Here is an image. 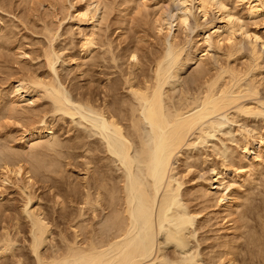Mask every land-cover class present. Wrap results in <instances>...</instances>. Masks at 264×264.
I'll return each mask as SVG.
<instances>
[{
    "label": "bare ground",
    "instance_id": "obj_1",
    "mask_svg": "<svg viewBox=\"0 0 264 264\" xmlns=\"http://www.w3.org/2000/svg\"><path fill=\"white\" fill-rule=\"evenodd\" d=\"M34 1H37V0H33V3H36ZM38 1L41 2L40 6H41V9H43L42 3L44 2V0H41V1L38 0ZM27 2H28V0H27ZM174 2L177 3V8H176L175 14L174 15L172 14L173 16L171 19L174 22H176L178 26H180L179 28H181L183 26L187 27L186 25L189 21V16L192 14V10L197 11L198 16L200 15V17H202V18L208 17L209 16L208 14L210 12L216 13L217 19L216 18L215 19H216L217 23H215L213 26V33L206 35L203 32V31H205V30H203L204 27H202L203 29L201 28L198 30L199 32H198L197 36L199 38H201L200 41L203 43V46L205 47L204 51L206 52V54L200 55V53L202 51L201 50L198 54L196 53L195 57L193 56V58H192L188 54L189 53L188 51H187L188 53H186V50L188 49V46H187L188 41L176 42L177 39H175L172 36L173 39L171 38V41L169 42L168 47H167L168 48V53H167L168 57L167 56L166 57L168 59L165 56L161 57L163 55H158V54L154 57L153 61L151 59V61H152V62L150 61L151 62L150 64H152V75L151 76L142 75L143 77L139 78L138 76L135 77L133 73H132L133 74L132 75L131 72L127 76H125L126 78L124 79L123 85L126 88V90L130 93L132 99L136 102V105L130 101V102H127L126 106H123L124 102H125L123 100V104H122L123 98L120 100L121 104L117 103L115 98L118 97V94H119L118 88L119 87H117L115 83H113V85L111 84L112 86H110V87H106V90H105L106 93H104V91H103V93H104L103 97L105 98V100H103V98H102V103L98 102V105L93 106L92 101H94V100L91 101L92 98H91L90 94L88 93L89 91H87L89 98L87 96V98H85V99H83V98L78 99L79 100L78 104H80V106H83V110L85 112L93 113L98 118L97 122H94L92 124V126L94 128H96L100 133L105 132V131H106V134L110 133L109 135H111V137L108 135L109 136L108 137L109 138L108 147L110 146V149L112 148L110 153L114 152V154L116 153L117 155L122 157L121 159H124V162H126V165H128V164L131 165L129 169H131L132 165L135 162L131 158L130 152H131L133 146L135 145V143L138 144V146H139V153H138L139 161H138V163H139L140 168L143 169V175L146 177L145 180L147 181L149 179L145 183L146 185L148 184L147 185L149 187L148 191L151 190L153 192V193L149 192V195H150L149 196L148 191H146L147 189L145 190V188H147V186L145 185V187H143L142 190H140V193L138 194L140 196V198H142L146 201V202L142 201V203L144 205L140 204L141 205V207H140L141 211L140 212H142L141 214L144 213L143 215H145V216L142 217V219L145 218L143 221L145 224L149 225L150 229H153V220L154 219L152 216V212H153L152 210L154 208V202H155L154 196H156L158 189L161 190L159 187H160V185L163 184V181H164L163 178L165 177L167 170L168 169H169V171L171 170L170 174H172L174 172V168H173V166H171V164H172L171 161H172L173 156L180 154V151L182 148H185L186 146L188 148L189 146H191L196 141L202 142V140L205 139V137L209 138V134L212 132L219 131L220 128L222 127L223 123L224 124L230 123V125H232L238 121V118H243L244 127L245 126L248 127V124L246 125V118L255 119L257 117H263L264 116V103H262L261 101H260L261 102L260 103L256 99L257 102H255V103L251 102L252 104H248V105H245L246 102L244 103V105L241 102V100H243V99L255 98L256 96H258V94L260 93L259 88L262 86V82H263L262 79H259L258 76L256 77V73H258L260 68H261V55H262L258 51L257 47L261 46L264 48V40H263L264 38L263 39L260 38V36L258 35L259 33L258 34L257 33H254V34L250 33L249 34L247 29H246L247 27H245L246 25H244V21H245V19L250 20V21H256L261 17L264 18V0H240V2L243 3L244 10H245V17L243 16L244 18L239 14L233 13L232 10L224 4L223 0H174ZM129 3H132V2H129ZM35 5H34V7H35ZM102 5L104 7L103 0H89V2L83 7V9L78 11L77 16L74 18V20L71 19V21H74L76 24V29H77L78 35L81 36V41H80L78 48H80L81 52L84 55H86V56H84L85 58H87L90 54H92L94 52V50H95L94 47L97 44L96 42L98 40V35L96 32V29L98 28V25H100L99 21L103 18L101 16V12H100V7H102ZM38 6H39V4H38ZM32 7H33V5H32ZM0 10H2V11L5 10L2 5H0ZM52 10H53L52 12H56L54 9H52ZM37 11L38 10L35 8V13ZM39 11H40V9H39ZM53 15H54V13H53ZM35 16L36 15H34V18H36ZM20 17H21L20 20H22V18H23L22 15ZM37 19H40V18L38 17ZM53 19H51V20L53 21ZM23 21H25V20L23 19L21 21V24H23L22 23ZM161 21L164 22L163 24H161V26H163L164 29L168 30L167 34H169V31H171L170 29L172 28V26L169 25L168 21L166 22L164 19ZM1 22H2V20H1ZM5 24L6 23H4L3 26ZM46 24L49 25V23H46ZM172 24H173V22H172ZM41 25H42V22H41ZM53 25H54V23H53ZM60 25L61 24L59 22V26ZM115 25H116V23H115ZM157 25H158L157 29H159L160 24H157ZM56 26H57V23H55L54 26L51 25L49 27L51 32L53 31V29H52L53 27L57 28ZM45 27H44V30H42L43 28L41 30L47 34L46 38L49 40V43H47V44L49 45V44H51V42L53 44L54 39L57 37L54 38V36H53L54 33L51 34L49 28H47L48 29L47 30V29H45ZM85 27L89 29V32L83 31V29ZM163 27H160L161 29L158 31L159 34H161V32H163V30H164V29H162ZM25 28H26L25 30L27 31L28 27H25ZM40 28H41V26H40ZM40 28H39V30H40ZM199 28H200V26H199ZM25 30H23V31H25ZM71 30H72V28H71ZM67 31L65 33H67ZM56 32H58V31H56ZM238 33L240 34V37H242L244 39L245 38L249 39L248 40L249 43L247 42V44H248V52H247L248 56L246 57L245 61L242 63H240L241 62L240 60H242L241 52L243 50V47H242V45H240L239 42L236 41V38H235L236 34H238ZM41 35H42V33H41ZM78 35H76V36H78ZM22 36H24V35H22ZM12 37H13L12 26H5L4 28H0V60L4 59V58H2V52L8 51L10 48L12 51V46L13 47L15 46V44L13 45L14 42L12 41ZM52 37L54 39H52ZM166 37H167V35H166ZM30 38H28V39H30ZM142 38H144V37H142ZM24 40H26V39H24ZM24 40H23V46H24V42H25ZM44 40H46L45 36H44ZM197 40L198 39H196V41ZM36 41H37V39H36ZM40 41L41 40H39L38 42H40ZM164 41H165V39H164ZM164 41H163V43H164ZM238 41H240V40H238ZM257 41L260 44L258 46L256 45ZM29 42L32 43V40L31 41L29 40ZM41 42H43V41H41ZM46 42H47V40H46ZM19 43H21V40H19ZM75 43H76V41H75ZM75 43L73 42V47H75L74 46ZM98 43L100 44V42H98ZM192 43H193V40H192ZM11 44H12V46H11ZM52 44L50 45V48H46V46H45L44 47L45 49H43V48L41 49V47L39 46L40 43H39V45L36 44L35 46L38 45L40 47V50H42L40 55L39 54L36 55L37 56L36 58L37 59L39 58L38 60H40V58L43 59L44 67L46 68L47 72L48 71L51 72L53 76L48 75V73H46L47 76L43 75V74H36V75L34 74V75L30 76L32 74V72L30 75L29 74L26 75V73L24 72L25 73V75H24V73L22 74L23 71L21 72V74L12 73L13 71L12 72L11 71L10 72L5 71L6 72L5 73L4 69H3L2 73L0 72L1 73L0 76L4 77L5 82L7 80L11 83L10 93H8V94L4 93V94H2L3 96L1 95V97H0V121L3 122L2 120L6 119L5 120L6 123H7V120H9L8 123H10V124L11 123L14 124V122H17V127H16V125L14 126L16 128H18V125L20 124L19 127L21 126L20 128H22L21 140H23V143H22L23 145H21V146L18 145L19 146L18 147V146H16L15 143L19 142L18 140L20 138H18V140L14 143L15 144V146H14L12 143V140L10 138H8V136L3 137V138L0 137V180L2 181L0 183L1 184L2 183L7 184V183H9V181H11V180L13 181L17 177L19 178V176H20L19 179L22 181L23 189L22 188L21 189L18 188V189H20L19 191L24 190V191H21L22 194H21V192H20V194H21V196L25 197L24 208H22L21 211H22V214L24 213V219L26 220L25 222H27V224H28V229L26 230V228H25L26 232L24 230V234H23L22 233L23 232L22 227L24 228L25 226H22L20 229L18 223L20 224L21 218H19V221H18V217L16 218L18 213L15 214V219L13 218L14 214L13 215L11 214L12 218L15 220L14 221L15 223L14 222L12 223L13 220L11 221V219H12L11 216H10V218H11L10 219L9 216L4 215V213H3V212L8 210L7 208H8L9 204L7 205V208H6L7 210L6 209H4L3 211L0 210V213H2L5 216V217H3L1 214L3 219L5 220L8 217V219L11 221V224H14L12 227L5 225V223H3L4 225L2 224L3 226L2 225L0 226L1 227V229H0V231H1L0 232V262H2L1 260H3V259L6 260L7 256H9L12 259L11 260L12 262L10 261L12 264H156L155 260L158 256V254L161 253L162 250L159 248L156 250L157 251L156 253L153 252L154 242H153V238L150 237L149 234H147L144 238L142 237L143 235L140 236L138 238L139 240H137V238L136 239L133 238V236H132L133 224H131V219L133 218V216H131V213H130V207H129V202H128L129 200L128 201L126 200L124 206H121L119 209H116L115 207L117 205H115L116 203H114L115 202L114 195H117V193L114 192V190H113V191L108 192L107 203H105L106 197H104V196L106 194H105V191H102L101 189L105 188L106 184L105 185L102 184L105 187L102 185H98L100 183V181L103 180V179L100 180V178H101L100 173H98V175H100V176L99 177L97 176L99 179H97L95 177V175H97V174H95L94 175L95 179H94L93 183H92V181L89 182L92 185L91 184L89 185L87 180L86 181L84 180L82 183V186L79 187L80 188L79 191H78V188L77 189L74 188L75 190H77V191H74V189L69 187L71 185H68L69 183H67L68 186L67 185L66 186H67V188L69 187L68 189H70L69 193H67L68 194L67 196H69V197L62 195V193H61V190H62L61 186H64V184H65L64 183L63 185H60L59 184L60 182L58 181L59 177L61 179L60 173H63V174L65 173V172H62L61 169L63 168V170H64V167H66V166L70 167V165H72V163L68 161L71 158H68L66 163L63 162L65 160V158L68 157L66 155V153L68 154L67 151L73 150V149H81V148H83V146H86V145L85 144L80 145L79 136H76V135L74 136L75 139L74 138L69 139V137L67 139H62L61 138L62 136L58 135L57 132H54V128H55L54 124H53L54 119L53 120L47 119L48 115L53 116V115L58 114V113L62 114V116H70V117H73L76 115V113L73 110H71L70 107H68L69 102H68L67 97L65 96L67 92L64 93L65 90H64V87H62L63 78L61 80L62 82H60L59 76H57L58 73L56 72L57 69H56V71L54 70V64H55L56 60H58L59 58H58V56H56V53H54V50H51ZM189 44H190V42H189ZM223 44L224 45L226 44V49H225L224 56H223L224 62H221V64L217 65L216 61H215L214 64H216L217 66L216 65H215L216 67L212 66L213 68L210 67L211 68L210 69L207 67V62L205 64L206 67L204 66L205 62L203 63V61H204L203 60L202 61L203 68L200 69L201 67H199L198 68L199 70H196V73H194L195 75H192L193 78L195 77L193 80V81H195L194 82L195 83L194 88H190V87L184 88V87L180 86L175 91H173V87L170 90L173 82L179 83L177 81V76H178V74H180L181 70L184 69L183 63H185V64L189 63L190 61H193L195 58H199V59L203 58V56L208 55L207 52L211 49L221 50L220 47ZM9 45H10V48H9ZM105 45H107V44H105ZM111 45H112V43H111ZM109 46H110V43H109L108 48H107L108 50H109ZM186 46H187V49H186ZM31 47H33V46H31ZM102 47H103V45H102ZM102 47H100V48H102ZM17 48H18V46L15 47V49H17ZM24 48H26V47H24ZM55 49H58V48L55 47ZM63 49H64V47H63ZM19 50L20 49L18 48L17 53H19ZM26 50H27V48H26ZM40 50L38 49L39 52H40ZM70 50H72V49H70ZM75 50H77V49H75ZM13 51H14V49H13ZM25 51H20V53H19L20 56L18 54L17 55L20 58L26 57L28 54H26ZM38 51H37V53H38ZM195 51H192V54ZM159 52H160V50H159ZM14 53H15V51H14ZM31 53H33V52L31 51ZM34 53H35V51H34ZM219 53H220V51H219ZM33 54H32V56H33ZM14 56H15V54H14ZM97 56L99 57L98 54H97ZM126 57H127V55H126ZM128 57L130 59L132 58V60L133 59L136 60L137 61L136 64H138V58H137L136 52L130 53ZM36 58H35V60H33V62L38 61V60H36ZM75 58H73V59H75ZM68 59H67V61H68ZM89 59H90V57H89ZM182 59L183 60L185 59V62H183ZM16 60H19V58ZM83 61H84V59H83ZM238 61L240 64H237ZM28 62H26V63H28ZM77 62L79 63V61H77ZM126 62H127V60H126ZM92 63H94V62H92ZM197 63H198V61H197ZM128 64H130V63H128ZM136 64H133V65H134L135 70L137 71V69H136L137 65ZM80 65L78 66L79 69H80ZM262 65H263V63H262ZM39 66H40V64H39ZM31 67H32V65H31ZM31 67L29 69H31ZM93 67H91V69ZM25 68H27V67H25ZM25 68H24V71H25ZM128 68L131 69L130 66ZM134 68H133V70H134ZM29 69H28V71H29ZM0 70H1V68H0ZM3 72H4V74H3ZM26 72H27V70H26ZM36 72H40V71H36ZM87 72H88V70H87ZM93 72L90 71V73H92V75H93ZM260 75H261V73H260ZM80 77L81 76H79V79H80ZM90 77H89V80H90ZM263 78H264V76H263ZM87 79L88 78H86L85 80H87ZM4 80L1 82V78H0L1 84H3ZM67 80H68V77H67ZM80 80H82V79H80ZM172 80H174V81H172ZM107 82H108V86L110 83H112L109 79L107 80ZM10 83L8 84V86L10 85ZM78 86H80V85H78ZM70 89H72L71 86H70ZM70 89L68 90L69 92L72 91ZM77 89L76 88L73 89L74 90L73 92H76L75 90H77ZM80 89H82V88H80ZM86 89H88V88H86ZM0 90H1V88H0ZM26 92L28 94H29V92H32V94H33V92H37L36 95H38V97L33 98L32 96H30L31 94L30 95H23ZM87 93H85L84 95H86ZM79 94H81V93H79ZM105 94H106V97H105ZM11 95L13 96V98L10 97ZM84 95L82 93V95H79V96L81 97ZM41 98H43L47 101V103L44 104L45 106L37 104ZM251 101H253V99ZM240 102H241V104H240ZM248 102L250 103V101H248ZM94 103L97 104L96 102H94ZM35 104H37V105L35 106ZM50 116H49V118H50ZM10 120L11 121L13 120V122H11ZM60 120H62V119H60ZM62 122H63V120H62ZM255 124H256V122H255ZM255 124H254V126H255ZM8 125L6 124V127ZM252 125H253V122H252ZM145 126H148L150 128V131L152 134V136H151L152 139H150L148 136V138L150 140H146V141L144 139H146L147 136L144 138L143 132H142V129ZM258 126L259 125H257L256 128L258 131H260V129H258ZM0 127L2 129L3 125L0 124ZM14 127H12V129ZM58 127L60 128V127H62V125H59ZM260 128L262 129V127H260ZM5 129H7V128H5ZM237 129H239V128H237ZM237 131L243 137V142H242V140H241V142H237L236 145L234 144L235 146L233 148H232L233 145L231 146V144H229V146H230L229 150L230 149L232 150L236 146H238L237 149L239 150L241 148L244 151L245 156H249L248 155L249 150H252L253 152H255L256 155H254V157H252V158L249 157L247 160V163L244 164L243 166L241 165L242 169L243 168L245 169V173L243 172V174L240 175L241 180L243 179V183L241 185H239L237 183L239 186L236 185L235 187L230 189L227 194L225 193L223 195V194H221L223 191L221 193L219 192V194H221V195L218 194L219 196L215 200L216 205H215V203H214V205L218 209L217 214H219V215L222 214L226 220H227V218L229 219V220H227V222L234 225V227L232 226L234 232H236L238 229L240 230V228L242 229L243 227L248 228L247 229L248 234H245V232L247 233V230L244 229L245 230L244 234L246 236L248 235L247 239H246L247 240V246H250V247L253 246L254 248H257V255L254 256V252H252L251 250H248L249 254H250V256H248V260H245V258H244L245 261H242L241 263L243 264L247 261L254 262V260H256L259 262L258 264H264V222H261V220H260L263 218V215L260 213L264 212V208L255 206L256 203H253V202L256 201V198H255L256 193L253 196L252 193L249 192V190L245 189L246 184H247V180L245 178L247 175L250 176V178L253 179V181H257L261 177L264 176V132H263L264 130H262L261 132L243 131V130H237ZM4 132H5V130H4ZM65 134L66 133H64V135ZM62 135H63V133H62ZM220 135H222V134H220ZM226 135H228V134H226ZM11 136H12V134H11ZM13 136L15 137V134ZM239 136H238V139H239ZM226 137L224 136V138H226ZM72 139H74V140L71 141ZM13 140H14V138H13ZM64 140H67V141L70 140V141H68L69 144L67 143V145H65L66 142ZM147 141H150V144H147L146 143ZM151 141H152V143H151ZM235 142L236 141H234V143ZM228 143L229 142H227L226 144L228 145ZM230 143H232V142L230 141ZM223 145H224V143H223ZM80 146H82V147L80 148ZM86 149L87 148L84 147L83 152H86V153L90 152ZM237 149H234V151H236V153H237ZM236 153H234V152L232 153V151H231V158L229 160H226V157L222 156V157H224V163H222L220 160L221 163L219 162L220 164L217 167H215V169L213 168L215 171H213L214 173L212 174L213 176L211 179H214V184L211 183V185H209L210 184L209 183L208 186H206V187L201 186V188L199 189V196L197 198L200 199L201 202L203 203L202 206L204 205L203 206L204 211H206V208L208 210H210V207H212L211 193L212 192L215 193L212 189L213 185L214 186L216 185V188L219 189L220 187H223L224 182H228V184H229V182L231 181L229 178V175H232L233 178H235L236 177L235 172L239 168H241V167L238 168V166H239L238 162L239 161L236 160V157H237V156L235 157ZM63 156H67V157L64 158ZM79 156L80 155H78L77 157H79ZM61 157H63L62 158L63 161H60ZM244 158H247V157H244ZM205 159L206 158H204V160ZM176 160H177V158H176ZM225 161H229L227 166L225 164ZM245 161H246V159H245ZM61 162H63V164L65 163V165H63L64 167L61 165ZM91 163H93L92 160H91ZM91 163L89 161L85 164L86 165L85 167H87V170L91 166ZM129 165H128V167H129ZM67 167H66V169H67ZM238 171H240V170H238ZM93 174H92V177H93ZM144 176H143V178H145ZM251 176L252 177L256 176V177L252 178ZM18 178H17V180H18ZM64 178L65 177H63L62 179H64ZM62 179H61V182H62ZM168 180H169V178H168ZM67 182H69V181H67ZM175 182H176L177 187L182 185V183L178 182L177 179H175ZM255 183L258 184L259 182H255ZM3 185L4 184H2V186ZM133 186H135V187H133ZM136 186H137V190L141 189L140 184L138 185V183H135L134 185H132L133 189L136 188ZM18 187H20V186H18ZM35 187H37V188H35ZM138 187H139V189H138ZM224 187H225V184H224ZM258 187H259V185H258ZM258 187H257V189H258ZM0 188H1V190H3L2 187H0ZM14 188H17V187H14ZM18 189H16V190H18ZM32 190H33V192H31ZM45 190L51 191V193H52V195H50L51 201H49L50 204L51 203L53 204L52 209H53V207L54 208L56 207V208H58V210H60L59 211L60 213L58 212V210H57L58 213L55 210H51L52 214L50 213L51 214L50 215L47 213L48 210L45 213L44 212L45 208H43V206L38 205V203L43 202V200L41 198L42 195L40 196L36 192L45 191ZM223 190H225V192H226L227 188H223ZM25 191L28 192V193H26V195L24 194ZM62 191L64 192V190H62ZM219 191H221V190H219ZM3 192H4V190H3ZM138 192H135V193H138ZM246 192H249V193H247L249 195L243 196V193H246ZM44 193L46 194V192H44ZM151 193L153 194L152 196H151ZM217 193H215V194H217ZM48 195H49V193H48ZM75 195H77L78 198H76ZM165 195H167V194H165ZM212 195H214V194H212ZM257 195L258 196L261 195V197H262V196H264V192H259V194H257ZM42 197H44V196H42ZM46 197H47V195H46ZM171 197H173L175 199V197L172 196V194H171V196L168 194L166 197H164L165 199L163 198V200H165L162 202V205H165V206H163L164 208H161V205H159V207L161 208V209L159 208V210H161V211H158V212H160V214L156 220L157 223L159 222L158 223L159 227L156 224L158 229L160 228L161 225H163L162 223L164 221H167V216L165 214L171 209L169 207L172 204L174 206H176L174 200H172ZM241 198H244V202H247L246 206L241 205V203H239V200H241ZM5 199H7V198H5ZM21 199H24V198H21ZM142 199H139V200H142ZM2 200L3 199H2L1 191H0V202H2ZM7 200L6 201L4 200V201L10 202V200H8V201ZM161 201H160V203H161ZM32 202H36L37 205L35 206V208L33 207V209L27 210V206L29 204H31ZM12 203H14V202H12ZM102 203L103 204L105 203L104 204L105 206ZM3 204H4V202H3ZM39 204H41V203H39ZM44 204H45V201H44ZM67 204H74L75 206L77 204L78 210H77L76 214L70 213V215H67L66 214L67 210H65V212H66V213L64 212L65 214L62 212V209L64 207H66ZM145 204L148 205V208L149 207L150 208L148 209L147 207H145ZM253 204H254V206H253ZM0 205L2 206L1 203H0ZM263 205H264V203H263ZM4 206H6V205L4 204L1 208L3 209ZM142 206H144L143 208L144 209L146 208V209L142 210ZM152 206H153V208H152ZM97 207L101 208L102 210H106V208L107 209L109 208L112 210L114 208L116 209L114 211L115 213H113L112 218H111L112 226L114 228V233L112 234V236H110L106 239L104 237V239H102V240L100 239L102 237L99 238L100 240H98V237L97 238L95 237V240H94L93 239L94 234H93V237L91 234H90V236L86 237L83 233V231L86 230L85 226H84V224H83V226L80 224L81 223L80 221L85 217L87 219H89V221L90 220L92 221V220H95L96 218H98ZM241 207H242V209L240 211H238V209ZM67 208L68 207H66V209ZM168 208H169V210H168ZM162 209H164V210H162ZM149 211H151V212L149 213ZM204 211H202V212H204ZM8 212H10V211H8ZM199 212H201V211H199ZM10 213H12V212H10ZM195 213L196 212H193V210L190 212V214H192V215L193 214L195 215ZM54 214H56L55 217H53ZM68 214H69V212H68ZM163 214L165 216H163ZM198 214H200V213H198ZM7 215H8V213H7ZM19 215H20V213H19ZM157 215H158V213H157ZM1 216H0V218H1ZM219 217H222V216H219ZM223 217H222V219H223ZM255 217H256V219L258 217L259 221H256ZM174 218H173V223L175 222V225H176L175 229L177 230V232L175 230L173 232L174 234L172 232H171L172 234L170 233L171 235L168 232L167 238L165 237L167 240H164V242H162L161 244H165L169 247L170 241L173 240L174 242L172 241V243H173V245H176L175 246L176 249H180L182 251V250L186 249V247L189 244L190 235H191L192 231L190 229H188V227L191 224H190V221L184 216L174 217ZM3 219L0 220V222H4ZM250 219L255 220L254 222L256 224H254L252 226L249 225V227H247L246 224H247L248 220H250ZM6 220H5V222L8 223V221H6ZM57 220H59V221L60 220H65V221L68 220L70 225L72 222L74 223L76 220H79L76 222L77 223L80 222V223H78L76 225L73 224L74 226H72V228H71V230L73 229L72 230L73 231V233H72L73 237L72 238L70 237L71 239L68 236H66V237H68V238H66L63 235L62 236L60 235L59 240L56 241L57 238L54 235L52 228L54 225L53 222H58ZM82 222H84V220H82ZM168 222L170 223V221H168ZM225 223H226V221H225ZM134 224H135V222H134ZM173 227H174V224H173ZM226 229L229 231L228 228H226ZM231 230H230V232H231ZM242 230H241V232H242ZM13 231H14V233H13ZM234 232H233V234H234ZM26 233H27L28 237L25 236ZM166 233H167V231H166ZM224 233H226V232H224ZM224 233L222 235H224ZM240 233H238V234H240ZM12 234H14V235H12ZM87 234L88 233H86V235ZM238 234L235 233L234 235H231V237L228 236L229 237L228 239L226 238L227 235L225 237L223 236V238H226L227 240H225L224 242L220 241L221 246L219 245V247L217 245L218 243L217 244L213 243L211 246L216 245V248L218 247V248H222V249H221V252H220V250H218L220 252L219 253L220 256H219L218 252L216 254H214L215 252L210 253V256H211V254L212 255L214 254L213 256L218 255L219 259H215V257H213V256H212L213 258H211L209 256L210 259L215 260L214 262H217V264L218 263L220 264V261L222 263V259L225 260L224 264H237V262H239L237 259L238 252L235 251V249L236 250L238 249V245L234 244V242H236L234 240L239 239ZM21 236H23V237H21ZM156 236H158V235H156ZM19 237L22 238V242H21V239H19ZM240 237H241V235H240ZM243 238L244 237H242L241 240ZM18 239L20 240V243H23V245L21 244L23 247H24V245H26V248L24 247L26 249V252H24L25 249L24 250L18 249V248H20L17 246V243H19ZM244 240L245 239H243L242 241H244ZM238 243H239V241L237 242V244ZM164 248H166V247H164ZM209 249H211V247ZM213 250L215 251V249H213ZM209 252H212V251H208L207 253H209ZM209 257H207V254H206V258H209ZM222 257H224V258H222ZM29 259L30 260L32 259L31 263H30ZM208 261H209V259H208ZM191 262H194V260L193 259L192 260H190V259L189 260H183V261L179 262V264H188ZM210 263L212 264V261Z\"/></svg>",
    "mask_w": 264,
    "mask_h": 264
},
{
    "label": "rangeland",
    "instance_id": "obj_2",
    "mask_svg": "<svg viewBox=\"0 0 264 264\" xmlns=\"http://www.w3.org/2000/svg\"><path fill=\"white\" fill-rule=\"evenodd\" d=\"M34 2H36V3H33V0H28V2H27V0H21V1L20 0H0V5H2L5 9L3 11L0 10V19L2 20V22L0 20V23H1L0 28H4L5 26H12V28H13L12 41L14 42L13 45L15 44L14 47L11 44L12 51H11V48L9 45L10 49L8 51L2 52V58H4V59L0 60V68H1L0 72L2 73V71L4 69V72L5 71H7V72L13 71L12 73H18V74H21V72L23 71L22 74L25 72L26 75L27 74L30 75L32 72V74L30 76H32L34 74L35 75L36 74L46 75V73H48V75L53 76L52 73L49 71L47 72L46 68L44 67L43 59L40 58V60H38L39 58L37 59L36 55L41 54L42 50H40V47H41V49L42 48L45 49L44 48L45 46H46V48H50V45L52 44V42L49 45L47 44V43H49V40L46 38L47 34L42 30H44L45 26H46L45 29H47L51 25L54 26L55 23H57V26H56L57 28L51 27L53 29L52 32L49 28L51 34L54 33L53 34L54 38L57 37L55 39L52 37V39H54V41L52 40L53 44L51 47V50H54V53H56V56H58V58H59L58 60H56V62L54 64V70L56 71V69H57V71H56L58 73L57 76H59L60 82L63 81L62 82L63 84L62 83L61 84H62V87H64V90H65V91L63 90L64 93L67 92L65 96L67 97L68 102H69L68 107H70L71 110H73L76 113V115L73 117H70V116H62V114L58 113V114H55L53 116L48 115L47 119H52V120L54 119L53 120V124L55 127L54 132H57L58 135L62 136L61 137L62 139H67L68 137H69V139H71V138L75 139L74 136L76 135V136H79L80 145H82V144L86 145V146H83V148H81L82 146H80L81 149H73V150L67 151L68 154L66 153V155L68 157L63 156L64 158L67 157V158H65L64 161L62 159L63 157H61V159H60V161H63L65 163L67 162L68 158L72 159V160L71 159L68 160L69 162L72 163V165H70V167L66 166L67 169H66V167L63 166V165H65V163L63 164V162H61V165L64 167V170L66 169L64 171L63 168L61 167L62 172L66 173V174L64 173L65 175L63 173H60L61 179L63 177H65L64 179H62L63 183L61 182L60 177L58 180L60 182V183L58 182L60 185H63L65 183L64 186H61L62 190H64V192L61 190L62 195H64V196L68 195L67 193H69V190H70V189H68L69 187H71L72 189L78 188V191H79V189H80L79 187L82 186V183L84 180L85 181L87 180L88 184L90 185L91 183H89V182L92 181V183H93V181L95 179L94 178L95 174H97V175H95V177L97 179H99L98 177L101 175L100 180L101 179H103V180H101L100 183L98 182L99 184L98 183L97 184L98 185H102V184L105 185L106 184V187L104 185H102L106 189L105 188H103L104 190L101 189L102 191H105V194H106L105 195L102 192L105 195L104 197H106L105 203H107L108 192L113 191V190H114V192L117 193V195H114V200H115L114 203H116L115 205H117L115 207L116 209H119L121 206H124L126 200L127 201L129 200L128 202H129V207H130V213H131V216H133V218L131 219V224H133V233H132L133 238L134 239L137 238V240H139L138 238L140 236L143 235L142 237L144 238L147 234H149L150 237L153 238V242H154L153 252L156 253L157 252L156 250L159 248L162 250L161 253L158 254V256L155 260L156 264H162V263L163 264H179V262H181L183 260H189V259L190 260L193 259L194 262H191L188 264H211L210 263L211 261H212V264H214V263L217 264V262H214L215 260L210 259V257L211 258L215 257V259H219L218 258L220 256L219 253L221 252L222 248H218V247H219V245L221 246V242H224L229 237H231V235H234L235 233H237V234L240 233L242 229H243L242 230L243 233L242 232L241 233L243 235L241 233L238 234L239 239L234 240L236 242L233 241L234 244L238 245V249L237 250L235 249V251L238 252L237 259L239 262H237V264H242L241 263L242 261L248 260V256H250L248 250H251L252 252H254V256H256L257 255V248H254L253 246H251V247L247 246V240L246 239H247L248 235L246 236L245 234H248V230H247L248 228L243 227L242 229L240 228V230L238 229L236 232H234L233 231L234 225L227 222V220H229V219L227 218V220H226L222 214L221 215L217 214L218 209L215 206L216 205L215 200L218 198L219 195H221V194L224 195L225 193L227 194L230 189H232L236 185L239 186L243 183V179L241 180L240 175L243 174V172L245 173V169L244 168L242 169V166L247 163V160L249 157L252 158V157H254V155H256L255 152H253L252 150H249V154H248L249 156H245L244 151L240 147H239L240 148L239 150L237 149L238 146H236L234 148V149H237V153H236V151H234V149L229 150V148H230L229 144H231V146L233 145L232 146V148H233L237 142H241V140L243 142V137L239 134V132L237 130L257 132L258 130L256 127H257V125H259L258 129H260V131H258V132H261L262 130H264V116L263 117H257L258 119L257 118H255V119L246 118V125L248 124V127H246V126L244 127L243 118H238V121L232 125H230V123H227V122H226L227 124L223 123L224 126L222 125V127L220 128L219 131L210 133L209 138L205 137V139H203L202 142L196 141L191 146H189L188 148H187V146L186 147L184 146L185 148L181 149L180 154L173 156L172 161H171L172 162L171 166H173L174 172L172 171L173 173L170 174L171 170L170 171H169V169L167 170L166 175L163 178L164 179L163 184L161 183L162 185H160V187H159L161 190L158 189L156 196H154L155 197L154 208L152 206V208H153L152 216L154 219L153 220V229H150L149 225L145 224L143 221L145 218L142 219V217L145 216V215H143L144 213L141 214L142 212H140L141 211L140 210V207H141L140 204L144 205L142 203V201L144 202L145 200L140 198V196L138 194L140 193V190H142V188L145 187V185H146L145 183L149 179L147 181L145 180L146 177L143 175V169L140 168L139 163H138V161H139V158H138L139 146H138V144L135 143V145L133 146V148L130 152V156L135 162L132 165L131 169H129L131 165L128 164L129 165V167H128V165H126V162H124V159H121L122 157H120L116 153L114 154V152L110 153L111 149H112V148L110 149V146L108 147V145H109V142H108L109 138L108 137L109 136L111 137V135H109L110 133L106 134V131L100 133L96 128H94L92 126V124L94 122H97V120H98L96 115L93 113L85 112L83 110V106H80V104H78L79 103L78 99L87 98L88 93L90 94V96L92 98V99L90 98L91 101L94 100V101H92L93 106L98 105V102L102 103V98H103V100H105V98L103 96H104V93H106V91H105L106 87H110L113 85V83H115L116 86L119 87L118 88V93H119L118 97L115 98L117 103L121 104L120 100L123 98L122 104H123V100L125 101L123 106H126L127 102H130V101L136 105V102L132 99L130 93L126 90V88L123 85L124 79L126 78L125 76H127L130 72H131V74L133 73L135 77L138 76L139 78L143 77L142 75L151 76L152 75V64H150V63L153 61L154 57L157 54L163 55L161 57H164V56L168 57V54H167L168 48L167 47H168L169 42L171 41V38L173 39V37L175 39H177L176 42L188 41V44L190 42L189 45L187 44L188 49L186 46V49H187L186 53L189 52L188 54L192 58H193V56L195 57L196 53L198 54L201 50L202 51H201L200 55H205L206 54V52L204 51L205 47L203 46V43L200 41L201 38H199L197 36L198 32H199L198 30L201 29L202 27H204V29L203 28L202 29L205 30L203 32L206 35L213 33V26L215 23H217L216 13L210 12L208 14L209 15L208 17L202 18V17H200V15L198 16L197 11L192 10V14L189 16V21L186 25L187 27L183 26V27L179 28L180 26H178L177 23L171 19L172 16L175 14L176 8H177V3L174 2V0H103L104 7H103V5H102V7H100L101 16L103 18L99 21L100 25H98V28L96 29V32L98 35V40L96 42L97 44L94 47V49H95L94 52L92 54H90L87 58H85L84 56H86V55H84L81 52L80 48H78L80 41H81V36L78 35L77 29H76V24L74 21H71V19L74 20V18L77 16L78 11L83 9V7L89 2V0H44V2L42 3L43 9H41V6H40L41 2H39L38 0L34 1ZM129 2H132V3H129ZM223 2L228 8H230L232 10L233 13H236V14L241 15L242 17L243 16L245 17L244 6H243V3L240 2V0H223ZM30 3L33 5V7ZM38 4H39V6H38ZM34 5H35V7H34ZM35 8L38 10L36 13H35ZM39 9H40V11H39ZM52 9H54L56 12H52L53 11ZM53 13H54V15H53ZM21 15L23 17L22 20L23 19L25 20L22 22L23 24H21L22 20H20ZM34 15H36L35 16L36 18H34ZM37 16L40 19H37L38 18ZM51 19H53V21ZM163 19L166 22L168 21L169 25L172 26V28L170 29L171 31H169V34H167L168 30L164 29V27L161 26V24L164 23L161 21ZM51 21L54 23V25ZM41 22H42V25L44 24L43 25L44 27L41 25ZM59 22L61 24L60 26H59ZM172 22H173V24H172ZM4 23H6V24L3 26ZM46 23H49V25ZM115 23H116V25H115ZM156 23L160 24L159 26L163 27L162 29H164L163 32H161V34L158 33V31L161 28L159 27V29H157L158 25ZM198 25L200 26V28ZM244 25H246L245 27H247L246 29H247L249 34L250 33L251 34H254V33L258 34L259 33L258 35L260 36V38H262V39L264 38V18L263 17L259 18L256 21H250V20L245 19ZM37 26L39 28L41 26L40 30ZM25 27H28L27 31L25 30L26 29ZM71 28H72V30H71ZM54 29L58 32H56ZM84 29H83L84 32L85 31L89 32L88 28L85 27ZM23 30H25V31H23ZM66 31H67V33H65ZM41 33H42V35H41ZM22 35H24V36H22ZM43 35L45 36V39L47 40V42H46V40H44ZM76 35H78V36H76ZM166 35H167V37H166ZM142 37H144V38H142ZM28 38H30V39H28ZM163 38L165 39V41ZM235 38H236V41L239 42L240 45H242V47H243V50L241 52L242 60H240L241 61L240 63H242L245 61L246 57L248 56V53H247L248 52V44H247V42L249 43V41H248L249 39L248 38L244 39V38L240 37L239 33L236 34ZM22 39L23 40L26 39V40H24L25 41L24 46H23V40ZM36 39H37V41H36ZM196 39H198V40L196 41ZM19 40H21V43H19ZM29 40L30 41L32 40V43L29 42ZM39 40L43 41L46 45L41 41L38 42ZM74 40L76 41V43ZM192 40H193V43H192ZM238 40H240V41H238ZM163 41L165 44L163 43ZM73 42L75 43L74 44L75 47H73ZM98 42H100V44ZM39 43H40V45H39ZM109 43H110V46H109V50H108L107 48H108ZM111 43H112V45H111ZM36 44H38L40 47L38 45L35 46ZM105 44H107V45H105ZM102 45H103V47H102ZM256 45L257 46L260 45L258 41L256 42ZM17 46L20 49L19 53H20V51H25L27 48V50L25 52L28 55L26 57L20 58L19 53H17L18 48L15 49V47H17ZM31 46H33V47H31ZM24 47H26V48H24ZM55 47L58 49H55ZM63 47L65 50L63 49ZM100 47H102V48H100ZM13 49H14L15 53H14ZM38 49L40 50V52L38 51ZM70 49H72V50H70ZM75 49H77V50H75ZM220 49L221 50L211 49L207 52L208 55L203 56V58H200V59L195 58L193 61H190L191 63L189 62V63L185 64V63H183V62H185V59L184 60L182 59L183 60L182 63L184 64V66H183L184 69H182L180 74H178V76H177V81L179 83L173 82L170 90L173 87V91H175L180 86H182L184 88H188V87L194 88L195 87V83H194L195 81H193V80L195 77L193 78L192 75H195L194 73H196V70H199L198 69L199 67H201L200 69L203 68L204 62H205L204 66L207 62L208 68H210V67L213 68L212 66L216 67L217 65L221 64V62H224L223 56H224V52L226 49V44L225 45L223 44L220 47ZM257 49L260 52V54H262V55H261V68H260L259 72L256 73V77L258 76L259 79H262L263 82H262V86L259 88L260 93L258 94V96H256L255 98H249V99L247 98V99L241 100L243 105L245 102L247 103V104L245 103V105L252 104L251 102L255 103L257 101L258 102L261 101L262 103H264V80H263L264 79L263 78V76H264V50L263 49L264 48L261 46H258ZM159 50H160V52H159ZM31 51L33 53L35 51V53H34L35 55L33 53H31ZM37 51H38V53H37ZM192 51H195V52L192 54ZM219 51H220V53H219ZM133 52H136V55L138 58V64H136L137 63L136 60H134V59L132 60V58L130 59L128 57L129 54L133 53ZM14 54H15V56H14ZM32 54H33V56H32ZM97 54L99 55V57L97 56ZM125 54L127 55L128 58L126 57ZM34 57L38 61L33 62V60H35ZM89 57H90V59H89ZM18 58H19V60H16ZM73 58H75V59H73ZM67 59H68V61H67ZM83 59H84V61H83ZM151 59H152V61H151ZM126 60H127V62H126ZM77 61H79V63L81 65ZM197 61H198V63H197ZM202 61H203V63H202ZM215 61H216L217 65L214 64ZM26 62H28V63H26ZM92 62H94V63H92ZM29 63L30 64L32 63L31 64L32 67ZM128 63H130V64H128ZM240 63H239V61L237 62V64H240ZM262 63H263V65H262ZM39 64H40V66H39ZM133 64L137 65V68H136L137 71L135 70ZM79 65H80L81 70L78 67ZM129 66L131 67L132 70L130 68H128ZM25 67H27L28 69L31 67V69H29V71H28V69ZM91 67H93V68L91 69ZM132 67L134 68V70ZM24 68H25V71H24ZM26 70H27V72H26ZM87 70H88V72H87ZM36 71H40V72H36ZM90 71L91 72L94 71L93 75H92V73H90ZM4 72H3V74H4ZM25 73H24V75H25ZM260 73H261V75H260ZM79 76L82 77V78L80 77V79H82V80L79 79ZM67 77H68V80H67ZM89 77H90V80H89ZM0 78H1V82H2L4 80V77L0 76ZM62 78H63V80H62ZM86 78H88V79L85 80ZM108 79L112 82L109 84V86H108V82H107ZM172 81H174V80H172ZM1 82H0V88H1L0 97L2 94H4V93L8 94L11 91V83L9 81L6 80V82H5V80H4L3 84H1ZM9 83H10V85L8 86ZM78 85H80V86H78ZM70 86L72 89H70ZM79 87L82 89H80ZM75 88L76 89L78 88V89L75 90L76 92H73L74 91L73 89H75ZM86 88H88L89 90ZM69 89L72 91L69 92L68 91ZM87 91H89V92L87 93ZM103 91H104V93H103ZM79 93H81V94H79ZM82 93H83V95L85 93H87V94L80 97L79 95H82ZM36 94H37V92H33V94H32V92H29V94L26 92L23 95H30L33 98H37L38 95H36ZM10 97L13 98L12 95ZM105 97H106V94H105ZM88 98H89V96H88ZM41 99L38 101V103H37L38 105H44L47 103V101L45 99H43V98H41ZM252 99H253V101H251ZM256 99H257V101H256ZM248 101H250V103ZM94 102H96L97 104H95ZM241 102H240V104H241ZM37 104H35V106ZM49 116H50V118H49ZM60 119H62L64 123ZM5 120L6 119L2 120L3 122L0 121V124L3 125V128H4V129L3 128L1 129L2 126L0 127V129H1L0 130V132H1L0 137L3 138V137L8 136V138H10L12 140V143L14 146H15V144H16V146L23 145L22 144L23 140H21L22 128H20L21 126L19 127L20 124L18 125V128H16L17 122H14V124L13 123L10 124V123H8L9 120H7V123ZM254 121L256 122L257 125L255 124ZM11 122H13V120ZM252 122H253V125H252ZM6 124L7 125L9 124V125L6 127ZM254 124H255V126H254ZM15 125H16V127H14ZM57 125L58 126L62 125V127L59 128ZM12 127H14V128L12 129ZM260 127H262V129ZM5 128H7V129H5ZM237 128H239V129H237ZM4 130L6 133L4 132ZM149 131H150V128L148 126H145L142 129L144 138L147 136V138L144 139L145 141L152 139L151 131L150 132ZM61 132L63 133V135ZM13 133L15 134V137L13 136L14 135ZM64 133H66V134L64 135ZM225 133L228 135H226ZM11 134H12V136H11ZM220 134H222V135H220ZM148 136L150 139L148 138ZM224 136L225 137L227 136L226 137L227 139L224 138ZM238 136H239V139H238ZM12 137L14 138V140ZM18 138H20V139L18 140ZM74 139H72L71 141H73ZM17 140L19 142H16ZM229 140L232 143H230ZM64 141L66 142L65 145H67L68 141H70V140H68V141L64 140ZM234 141H236V142L234 143ZM227 142H229L228 145L226 144ZM146 143L150 144V141H147ZM151 143H152V141H151ZM223 143H224V145H223ZM84 147L87 148L86 150H88L90 152H88V151H87L88 153L83 152ZM231 151H232V153L233 152L236 153L235 157L237 156L236 160L239 161L238 162V165H239L238 168L239 167H241V168H239L238 170H240V171L237 170L235 172V174H236L235 178H233L232 175H229V178L231 180L229 182V184H228V182H224L223 187H220L219 189L216 188V185L215 186L213 185V188H212L213 191L215 193H217V192L218 193L217 194H215L213 192L211 193L212 207H210V210H208L206 208V211H204V207H203L204 205L202 206L203 203L201 202L200 199L197 198L199 196V189L201 188V186L202 187L208 186L209 183H210L209 185H211V183L214 184V179H211V178L213 176L212 174L214 173L213 171H215L214 170L215 167H217L221 162L224 163V157H226V160H229L231 158ZM78 155H80V156L77 157ZM222 156H224V157H222ZM244 157H247V158H244ZM176 158H177V160H176ZM204 158H206V159L204 160ZM245 159H246V161H245ZM91 160L93 163H91ZM220 160H221V162H220ZM89 161L91 163V166L87 170V167H85L86 166L85 164ZM228 162L229 161H225L226 166L228 165ZM98 173H100V175H98ZM92 174H93V177H92ZM143 176L145 178H143ZM254 177H256V176H254ZM254 177H252V178H254ZM263 177H261L259 179L260 181L259 180L253 181V179H251L250 176H248V175L245 178L247 180V184L245 183L246 184L245 189L249 190V192L252 193L253 196L256 193V195H255L256 201L253 203H256L255 206L262 207V208H264V205H263V203H264L263 197L264 196L261 197V195L258 196L257 194H259V192H264V180H263L264 178ZM17 178L13 181L11 180L12 182L9 181V183H7V184L2 183V184H4L3 186L0 183V185H1L0 187H2V189L4 190V192H3V190H1V188H0L1 196L3 199L2 202H0V203L2 204V206L4 204L6 205V206H4L5 208L3 207V209L1 208L2 206L0 205L1 206L0 210L3 211L4 209L7 208V205L9 204L8 208H7L8 210L6 209L7 211H5L3 213H4V215L9 216V218H10V216L12 218V215L14 214L13 215L14 219H15V214L18 213L16 218L18 217V221H19V218H21L20 224L18 223V225H19L20 229L22 226H25L24 228L22 227V229H23L22 233L24 234L25 228H26V230L28 229V224H27V222H25L26 220L24 219V213L22 214V211H21L22 208H24L25 197L21 196V194H22L21 191H24V190L19 191L21 188L23 189L22 181L19 179L20 176H19L18 180H17ZM168 178H169V180H168ZM175 179H177L178 182L182 183V185L177 187ZM16 181L17 182L19 181L18 182L19 184ZM67 181H69V182H67ZM0 182H2V181L0 180ZM255 182H259L261 185L259 183L258 184L255 183ZM67 183H69L68 185H71L68 188H67V186H68ZM135 183H138V185L140 184L141 189H139V187H138L139 190H137V186H136V188L133 189V187H135V186L132 187V185H134ZM16 184L20 187H18ZM224 184H225V187H224ZM258 185H259V187H258ZM14 187H17V188H14ZM257 187H258V189H257ZM18 188H20V189H18ZM35 188H37V187H35ZM148 188L149 187L147 186V188H145V190L147 189L146 191H148ZM223 188H227V191L225 192V190H223ZM16 189H18V190H16ZM219 190H221V191H219ZM74 191H77V190L74 189ZM134 191L135 192L139 191V192L135 193ZM20 192H21V194H20ZM31 192H33V190ZM44 192H46V194ZM149 192H152V191L151 190L148 191V195H149ZM219 192L220 193L222 192V193L219 194ZM249 192L243 193V196L249 195V194H247ZM26 193H28V192L25 191L24 194L26 195ZM36 193L39 194L40 196L42 195L45 197L44 198L41 196L43 202H39L41 204L38 203V205L43 206V208H45L44 209L45 213L47 210H48V212H47L48 214H50V213L52 214L51 210H55L57 212L58 208L53 207V209H52L53 204L52 203L50 204V202H49V201H51L50 200V195H52L51 191L45 190V191H39ZM48 193H49V195H48ZM152 193H151V196L153 195ZM170 193L172 194V196L175 197V199L173 197H171V198H172V200H174L176 206H174L172 204L171 205L172 207L171 206L169 207L171 209L169 210V208H168L169 211L166 214L164 213L167 216V221H164L166 218L163 220L164 221L162 223L163 225L160 224L161 226H160V228H159L160 230H159L157 228V226L159 227V225H158L159 222L157 223V221H156L157 217L160 214V212H158V211H161V210H159V208H160L159 205H161V208H164L163 206H165V205H162V202L165 200H163V198L166 197L168 194L171 196ZM165 194H167V195H165ZM212 194H214V195H212ZM46 195H47V197H46ZM67 197H69V196H67ZM75 197L78 198L77 195H75ZM5 198L10 200V202H5L7 200ZM21 198H24V199H21ZM139 199H142V200H139ZM11 201L14 203H12ZM44 201H45L46 205L44 204ZM160 201H161V203H160ZM3 202H4V204H3ZM32 203L28 205L29 207L27 206V210L33 209V207L35 208V206L37 205L36 202H32ZM214 203H215V205H214ZM239 203H241V205H244V206L247 205V202H244V198H241V200H239ZM253 206H254V204H253ZM66 207H68V208L66 209ZM66 207H64L62 209V212L64 213L65 210H67L66 211L67 213L65 212L67 215H70V213L76 214V212L78 210L77 204H76V206L74 204H67ZM143 207L144 206H142V210L144 209ZM145 207L148 208V205L145 204ZM115 208L113 210L109 209V208L108 209L106 208V210H102L101 208L97 207L98 218H96L95 220L89 221V219H87L85 217L82 219V220H84V222H82V220L80 221L81 223L78 222L82 226H83V224L85 226L86 230L83 231L84 235L86 237H88L91 234L93 237V234H94V238H93L94 240H95V237L96 238L98 237V240H100V239L102 240V239H104V237L106 239V238L112 236V234L114 233V228L112 226L111 218H112L113 213H115L114 212L116 210ZM241 209H242V207L239 208L238 211H240ZM162 210H164V209H162ZM192 210H193V212H196L195 215L190 214V212ZM8 211H10L12 213H10ZM59 211L60 210H58V212ZM199 211H201V212H199ZM202 211H204V212H202ZM68 212H69V214H68ZM150 212L151 211H149V213ZM7 213H8V215H7ZM19 213H20V215H19ZM157 213H158V215H157ZM198 213H200V214H198ZM1 214L2 213H0V216H1ZM164 214H163V216H165ZM260 214L263 215V218L260 220H261V222H264V212H262ZM4 215L2 214L3 217H5ZM55 215L56 214H54L53 217H55ZM218 215L222 216L223 219H222V217H219ZM2 216H1L0 220L3 219ZM181 216L186 217L190 221L191 225H189L188 229H190L192 231V233L190 235L189 244L186 247V249H184L182 251L180 249H176V247H175L176 245H173V243H172L173 240L170 241L171 244L169 243V247L165 244H161L162 242H164V240H167L166 238H167L168 232L170 234L171 232L173 233L176 230L175 229L176 225H175V222L173 223V218L174 217H181ZM13 218L11 219V221L13 220L12 223L15 221ZM6 219L5 220L8 221V223L9 222L10 223L9 224L6 223L5 220L3 219L4 222H0L1 223L0 226L3 223H5V225L12 227L14 224H11V221L8 219V217ZM255 220L259 221L258 217H257V219L255 217ZM255 220H253V219L248 220L246 226L249 227V225L252 226V225L256 224L254 222ZM57 221L58 222H53L55 226L53 225V228H52L53 233L57 238V239L55 238L56 241L59 240L60 235L61 236L63 235L65 237L68 236L69 238L70 237L72 238L73 237V234H72L73 229L71 230V228H72V226L78 224L76 221H79V220H76L74 223L72 222L71 225L68 222V220H66L67 222L65 220H60V221L57 220ZM168 221H170L171 224ZM225 221H226V223H225ZM134 222H135V224H134ZM156 224H157V226H156ZM173 224H174V227H173ZM226 228H228L229 231ZM0 229H1V227H0ZM244 229L247 230V233L245 232ZM26 230H25V232H26ZM230 230H231V232H230ZM166 231H167V233H166ZM176 232H177V230H176ZM224 232H226V233H224ZM233 232H234V234H233ZM244 232H245V234H244ZM13 233H14V231H13ZM86 233H88L89 235L88 234L86 235ZM223 233H224V235H222ZM12 235H14V234H12ZM156 235H158V236H156ZM240 235H241V237H240ZM25 236L28 237L27 233ZM223 236L224 237L226 236L227 239L223 238ZM21 237H23V236H21ZM68 237H66V238H68ZM100 237H102V238H100ZM242 237H244L243 239H245L244 240L245 242L242 241L243 239L241 240ZM19 239H21V242H22V238L19 237ZM238 241H239V243L237 244ZM213 243H215V244L218 243L217 244L218 249L216 248V245L211 246ZM21 244L23 245V243H20V240H19V243H17V246L20 248H18V249L24 250L26 248V245H24V247H25L24 248ZM209 246L211 247L212 250L209 249L210 248ZM164 247H166V248H164ZM213 249H215V251ZM218 250H220V252ZM208 251H212V252L207 253ZM24 252H26V249L24 250ZM213 252H215L214 254H216L218 252L219 256L218 255L213 256L214 254L213 255L211 254V256H210V253H213ZM206 254H207V257H209V256L210 257L206 258ZM222 258H224V257H222ZM244 258H245V260H244ZM208 259H209V261H208ZM11 260L12 259L9 256H7L6 260L5 259L1 260L2 262H0V264H10L12 262ZM31 261H32V259L30 260V263H31ZM224 261L225 260L222 259V263L220 261V264H224ZM248 263L249 264H258L259 262L254 260V262L247 261L243 264H248Z\"/></svg>",
    "mask_w": 264,
    "mask_h": 264
}]
</instances>
